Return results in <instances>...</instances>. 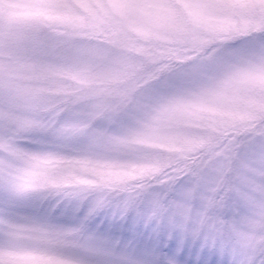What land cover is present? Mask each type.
<instances>
[{"label":"clouds","instance_id":"obj_1","mask_svg":"<svg viewBox=\"0 0 264 264\" xmlns=\"http://www.w3.org/2000/svg\"><path fill=\"white\" fill-rule=\"evenodd\" d=\"M39 6L0 48V94L59 133L58 161L0 151V198L28 202L22 224L41 219L78 264H179L97 216L264 252V0Z\"/></svg>","mask_w":264,"mask_h":264},{"label":"snow or ice","instance_id":"obj_2","mask_svg":"<svg viewBox=\"0 0 264 264\" xmlns=\"http://www.w3.org/2000/svg\"><path fill=\"white\" fill-rule=\"evenodd\" d=\"M40 0H0V48L7 42L9 45L17 36L21 23L38 19L43 10ZM12 71L9 66L0 61V90L11 87ZM7 103V108L3 104ZM35 126V131L21 134L20 129ZM0 151L10 150L17 145H23L39 162H51L62 159L59 155V133L49 134L47 127L40 121L34 120L31 112L25 107L11 102V97L0 94ZM98 135H104L98 132ZM11 182V174L7 177ZM5 176L0 171V183ZM28 202L12 197L0 198V264H78L74 253L57 243L60 233L50 230L39 218L22 224L24 209ZM21 231L32 234L33 243L22 244ZM5 237L7 239L5 240ZM193 243H198L221 258H227L228 264H264V252L242 256L231 246L230 241L222 237L211 238L199 235L189 237ZM157 264H171L163 258ZM223 264V259L221 261Z\"/></svg>","mask_w":264,"mask_h":264},{"label":"rangeland","instance_id":"obj_3","mask_svg":"<svg viewBox=\"0 0 264 264\" xmlns=\"http://www.w3.org/2000/svg\"><path fill=\"white\" fill-rule=\"evenodd\" d=\"M94 223L99 224L102 230L135 236L141 245L147 244L167 254L176 255L179 264H221L222 259L223 264H228L227 258L202 249L198 243L189 239H182L179 233L168 239L167 236L157 234L151 227L136 220H129L123 225L110 224L106 216H97Z\"/></svg>","mask_w":264,"mask_h":264}]
</instances>
